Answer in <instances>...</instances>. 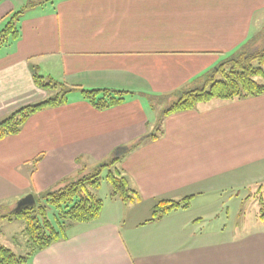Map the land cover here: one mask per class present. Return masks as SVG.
I'll return each instance as SVG.
<instances>
[{
    "label": "crops",
    "instance_id": "crops-1",
    "mask_svg": "<svg viewBox=\"0 0 264 264\" xmlns=\"http://www.w3.org/2000/svg\"><path fill=\"white\" fill-rule=\"evenodd\" d=\"M20 10V36L0 49V121L47 98L35 73L133 93L99 110L71 91L67 103L39 110L1 139L0 208L62 188L113 153L141 197L125 212L126 202L105 201L96 189L104 200L99 218L71 221L68 237L29 263L264 264V204L260 216L222 222L223 205L193 204L213 179L264 162V94L201 102L168 115L159 138L145 137L164 107H153L150 96L202 86L264 28V0H0V28ZM178 196L191 197L189 207L151 220L157 199L185 198ZM2 218L9 229L0 243L29 252L28 237L11 229L18 219Z\"/></svg>",
    "mask_w": 264,
    "mask_h": 264
},
{
    "label": "trees",
    "instance_id": "trees-1",
    "mask_svg": "<svg viewBox=\"0 0 264 264\" xmlns=\"http://www.w3.org/2000/svg\"><path fill=\"white\" fill-rule=\"evenodd\" d=\"M21 13V10L12 13L8 22L0 28V49L9 40H16L20 36L16 22ZM257 36L249 39L240 50L207 74L202 86L181 90L168 103V96H150L153 107L165 105V103L166 106L159 112L154 129L145 137L152 140L159 138L163 131L164 119L168 115L195 109L201 102L214 98L233 101L263 95L264 46L258 49L253 48ZM34 78L36 84L47 91L55 88L56 95L41 102L24 105L0 121V140L8 135L18 134L28 118L39 110L67 103V96L71 91L80 90L84 98L99 110L120 105L127 94L133 93L123 90L84 89L79 85H68L57 81L52 77L44 78L37 73ZM38 160L36 159L35 162L37 163ZM120 161L121 157H115L108 162L103 161L88 173L83 174L82 170L79 178L70 181L62 188L48 190L39 195L40 198L37 196L34 207L18 213L4 214L2 217L9 218L11 221L25 220V233L30 250L20 255L0 243V264H30L29 261L36 251L68 237L67 222L97 220L103 209L104 200L95 193V190L101 187V173L105 167H109L106 178L112 185L111 196L118 197L126 203L140 201L139 193L130 187L128 178L121 169L117 168ZM41 198L44 201L39 200ZM190 200L189 196L182 200H157L152 209L151 220L160 219L173 210L189 207ZM260 202L263 204L264 196L260 197ZM50 206L57 211L55 221L48 217Z\"/></svg>",
    "mask_w": 264,
    "mask_h": 264
},
{
    "label": "rangeland",
    "instance_id": "rangeland-1",
    "mask_svg": "<svg viewBox=\"0 0 264 264\" xmlns=\"http://www.w3.org/2000/svg\"><path fill=\"white\" fill-rule=\"evenodd\" d=\"M258 17H260V14ZM6 23L7 21L4 23V25ZM261 24H264V22L263 23L261 22ZM262 46H264V28L260 31L257 38L254 40L253 48L258 49ZM55 93H56L55 88L48 90L47 98L53 97L54 95H56ZM173 98H175V96ZM173 98H168L167 103ZM165 106H166V103L164 107ZM115 157H116V153L115 154L113 153L111 156H109L104 161L108 162ZM98 165L99 164H95L94 166H91V167L84 166L83 174L90 172L91 170H93V167L98 166ZM117 168L120 169V166L117 165ZM108 172H109V167H105L102 170L101 187H100V190L97 191L99 196L105 198V201L107 198L110 197L109 195H111L112 193V185L106 178V175ZM73 180L75 179L67 180L61 186L66 185L70 181H73ZM204 186H205V195L203 196H206V197L204 198L200 197V199H197V201L194 202L193 204L197 208L198 206L202 207L208 204L214 205V206L217 205L218 207L223 205V208H221L220 213H219L221 222L224 219L226 220L228 218H230L233 221L234 220L239 221L242 217L244 218L245 215L247 218H250L249 217L250 213L251 215H253V217H256V215L260 216L259 209L261 207L259 206V201H260V197L264 196V162L253 164L252 166L246 167V169L235 172L234 174L229 175V176L218 177L217 179H213L212 181L205 184ZM59 188L60 187H57L54 190H58ZM234 192H237V194H235ZM21 197L23 198L24 196L23 195L20 196L17 200L12 199L11 200L13 201L12 204H15L16 202L21 200L22 199ZM184 197L185 196H178V198L176 199H182ZM243 199H244V202H241V200ZM39 200L44 201L43 198ZM131 206H133L132 209L134 208L136 209L140 205H137V202H135L134 204L126 203L124 205L125 212H127L128 208H131ZM239 207L241 208L240 210H238ZM13 209H14V205H8V202H6V207L2 206L0 208V239L3 237L2 236L3 232H8V229H9L7 227H3V224H5V222L3 221L2 216L4 214L12 213ZM56 214H57L56 209L50 206L49 211H48V217L51 220L55 221ZM69 223L70 221L67 222V226ZM11 229L17 232L21 237L26 238L27 235L25 233V220L24 219H18L14 224L11 225Z\"/></svg>",
    "mask_w": 264,
    "mask_h": 264
},
{
    "label": "water",
    "instance_id": "water-1",
    "mask_svg": "<svg viewBox=\"0 0 264 264\" xmlns=\"http://www.w3.org/2000/svg\"><path fill=\"white\" fill-rule=\"evenodd\" d=\"M35 205H36V197L33 194H27L16 203L12 213H18L20 211L27 210L29 208L34 207Z\"/></svg>",
    "mask_w": 264,
    "mask_h": 264
}]
</instances>
